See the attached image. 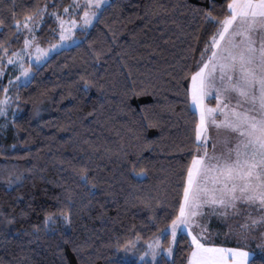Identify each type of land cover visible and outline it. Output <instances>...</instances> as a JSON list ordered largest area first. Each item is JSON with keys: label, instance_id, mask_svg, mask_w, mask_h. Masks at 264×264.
Instances as JSON below:
<instances>
[{"label": "trees", "instance_id": "16d2710c", "mask_svg": "<svg viewBox=\"0 0 264 264\" xmlns=\"http://www.w3.org/2000/svg\"><path fill=\"white\" fill-rule=\"evenodd\" d=\"M45 2L0 0V41L9 55L24 39L14 38V19L22 25L33 5ZM13 3L15 18L6 6ZM70 3L55 0L48 11ZM226 3L111 0L86 39L75 32L83 43L52 55L27 86L13 88L17 112L7 126L0 123V264H118L129 242L145 248L170 224L181 170L195 148L185 76L215 27L204 13L222 18ZM36 36L42 45L56 41L54 18ZM5 84L0 76V98ZM67 212L70 223L61 218ZM46 215L54 217L47 227ZM191 249L190 238L180 236L173 255L155 264H188ZM249 259L264 264V251ZM127 260L153 264L130 253Z\"/></svg>", "mask_w": 264, "mask_h": 264}, {"label": "snow or ice", "instance_id": "6c2138e0", "mask_svg": "<svg viewBox=\"0 0 264 264\" xmlns=\"http://www.w3.org/2000/svg\"><path fill=\"white\" fill-rule=\"evenodd\" d=\"M50 3L55 0L34 4L22 25L14 19V38L24 36L22 48L12 50L9 55L10 48L0 41V63L7 57L8 65L19 67L18 75L9 84L27 86L52 55L83 43L75 32L83 33L86 39L111 0H79L74 6H65L63 13L49 12ZM6 6L15 18L16 5ZM81 7L84 11L79 20L65 18L75 15ZM221 8L226 11L222 18L211 11L204 13L205 23L215 27L200 50V57L190 66L196 70L185 76L187 108L195 119V148L190 150L193 153L190 162L181 170L183 179L179 183L183 187L178 210L170 224L158 229V236L147 242L146 251L140 254L141 261L150 256L155 264L161 254V238L170 233L168 247L162 249L168 256L173 255L175 241L187 236L192 245L189 264H222L225 257H231L232 264H251V250L246 247L209 246V233L202 226L203 217L208 215L206 208L225 219L240 215L243 208L247 215L238 225L241 231L237 235L245 245L249 233L264 228V0H227ZM157 9L162 11V5L158 4ZM50 17L58 24L59 39L42 48L36 30ZM25 59L28 67L24 65ZM4 71L0 67V76ZM89 87L90 82L85 80L83 91L87 93ZM213 96L215 106L207 103ZM12 103L13 98L5 88L0 98V115L6 114ZM135 174L142 177L145 171L141 168ZM15 180H22V176L17 175ZM80 181L87 185L86 171L80 173ZM95 191V186L89 188L90 193ZM253 209L259 214L253 215ZM61 218L70 223L71 213H64ZM53 219L52 215H46L45 226ZM261 236L264 237V232ZM134 246L135 242L128 243L124 255L118 257V264H128L127 255ZM257 247L264 251V244Z\"/></svg>", "mask_w": 264, "mask_h": 264}, {"label": "rangeland", "instance_id": "374dc122", "mask_svg": "<svg viewBox=\"0 0 264 264\" xmlns=\"http://www.w3.org/2000/svg\"><path fill=\"white\" fill-rule=\"evenodd\" d=\"M77 2H79V0H71L70 5L74 6V4ZM83 11H84V8L81 7L77 10V13L75 15H66L65 18L69 19V20L70 19L79 20L80 14L83 13ZM61 13H63V11H61ZM57 30H58V39H59L58 24H57ZM56 41L50 42V43L45 44V45H42V44H39V45L42 48H46V47H48L49 44H53ZM24 65H25V67L29 66L27 59H25ZM0 67L5 68V71L2 75V76H6L5 88H7V90H8V95L13 98L12 90H13V88H16L18 86L14 82L12 84H9V81L18 75L19 67H18V65L17 66L8 65L7 58L3 60V63L0 64ZM13 103H14V98H13ZM13 103L8 107L6 114L0 115V123L2 126H7V123L9 122V120L11 118H13L17 112L16 106ZM207 103H209L212 106H215L216 100H215L214 96L212 99L208 100ZM233 103H234V101H233ZM209 150H211V144H209ZM205 212L208 213V215H205L203 217V225L202 226L206 227L207 232L209 233V236H208L209 246H216V247H223V248L246 247V250H251V256L255 255L256 253H259V251H257V250L253 251V249H251L247 246H243L244 243H241L238 240L237 234L240 233V231H241L238 225L240 223L244 222L245 216L247 215V212L243 208L241 210L240 215L230 216L227 219H225L224 217L218 216V215L211 214V210L207 209V208L205 209ZM252 214L258 215L259 213L256 209H253ZM261 232H264V228H258L256 231L249 233L248 234L249 238H248L246 244L253 242V243H255V247H257V245L264 244V237L261 236ZM170 239H171V235L169 233L167 244L165 246H162V244L160 245V247H161V254L160 255H165L167 257H171V256H168L162 252L163 248L168 247V243H169ZM161 240H162V238H161ZM134 242H135V246L132 248V251L129 253L132 254V257H134V256L138 257L139 256V258H140V254L144 253L146 251V247L143 248L141 246V243L138 240L134 241ZM174 245H175V243H174ZM174 245H173V248H174ZM141 247L143 248L142 251H141ZM191 251H192V249H191ZM190 254H191V252H190ZM190 254L188 256V264H189ZM139 261H141V260L139 259ZM143 261H152V259L150 256H146V257H144ZM222 264H232L231 257H225Z\"/></svg>", "mask_w": 264, "mask_h": 264}, {"label": "crops", "instance_id": "0c3cea01", "mask_svg": "<svg viewBox=\"0 0 264 264\" xmlns=\"http://www.w3.org/2000/svg\"><path fill=\"white\" fill-rule=\"evenodd\" d=\"M243 246H247V247H249V248H251V249H253V251H259V252H262V250L260 249V248H258V247H255V243H253V242H250V243H248V244H243ZM253 256V255H252ZM251 256V257H252Z\"/></svg>", "mask_w": 264, "mask_h": 264}]
</instances>
